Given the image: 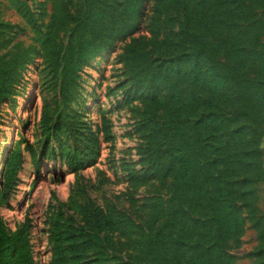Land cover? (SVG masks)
<instances>
[{
  "label": "trees",
  "instance_id": "trees-1",
  "mask_svg": "<svg viewBox=\"0 0 264 264\" xmlns=\"http://www.w3.org/2000/svg\"><path fill=\"white\" fill-rule=\"evenodd\" d=\"M7 1L36 40L0 56V107L34 58L59 76L65 99L82 64L124 43L119 62L142 106L147 166L131 178L170 187L153 204L136 254L115 264H235L230 252L240 247L246 220L257 231L253 264H264V229L253 211L254 188L264 182V0H43L51 12L41 26L26 1ZM42 126L49 136L46 111ZM62 155L71 172L82 169L81 154ZM20 165L11 152L0 205ZM84 216L79 226L62 211L52 215L51 264H88L94 249L98 264H112L99 233L122 223L101 211ZM28 226L9 233L0 216V264H35Z\"/></svg>",
  "mask_w": 264,
  "mask_h": 264
},
{
  "label": "rangeland",
  "instance_id": "rangeland-1",
  "mask_svg": "<svg viewBox=\"0 0 264 264\" xmlns=\"http://www.w3.org/2000/svg\"><path fill=\"white\" fill-rule=\"evenodd\" d=\"M23 1L32 7L36 26L48 21L49 3ZM0 24H10L0 31V56L35 43V31L7 0H0ZM144 26L145 21L142 34ZM123 45L116 43L82 64L73 91L65 99L59 95V76L42 58H34L12 97L0 107V189L9 155L13 151L21 155L17 176L0 205V216L9 233L29 222L35 264H51L49 227L57 211L79 226L84 224V212L96 211L103 212L108 221L122 223V230L99 233L106 240L99 250L112 264L115 258L127 260L136 254L153 204L164 202L169 195V181L149 179L137 186L131 178L143 175L147 168L142 155L145 132L140 128L139 95L133 92L119 62ZM44 111L53 128L49 136L42 126ZM62 150L81 154L79 159L85 158L82 169L71 172ZM262 150L264 166V145ZM254 195V216L264 229V182L255 186ZM240 241V247L230 252L235 264H253L257 231L248 220ZM96 254L97 249L86 254L84 262L98 264Z\"/></svg>",
  "mask_w": 264,
  "mask_h": 264
}]
</instances>
